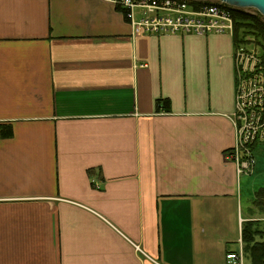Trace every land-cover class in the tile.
Here are the masks:
<instances>
[{"label": "crops", "instance_id": "crops-1", "mask_svg": "<svg viewBox=\"0 0 264 264\" xmlns=\"http://www.w3.org/2000/svg\"><path fill=\"white\" fill-rule=\"evenodd\" d=\"M235 53L112 0H0V264H252Z\"/></svg>", "mask_w": 264, "mask_h": 264}, {"label": "built area", "instance_id": "built-area-1", "mask_svg": "<svg viewBox=\"0 0 264 264\" xmlns=\"http://www.w3.org/2000/svg\"><path fill=\"white\" fill-rule=\"evenodd\" d=\"M139 33L161 35L233 34L232 7L220 2L196 5L187 0H112ZM139 17V20L136 17ZM236 50L237 145L226 152L228 161L237 164L240 174L255 171V147L264 142V69L255 54ZM249 62L254 64L249 69ZM138 250H140L138 248ZM242 254L230 253L228 264H241Z\"/></svg>", "mask_w": 264, "mask_h": 264}, {"label": "trees", "instance_id": "trees-1", "mask_svg": "<svg viewBox=\"0 0 264 264\" xmlns=\"http://www.w3.org/2000/svg\"><path fill=\"white\" fill-rule=\"evenodd\" d=\"M192 2V1H190ZM196 6L212 5L217 3L209 2H192ZM234 20V42L236 50L241 47H246L254 44L261 52L264 64V17L255 10H241L231 9ZM168 100H159L157 102V109L164 110L166 113L170 112L171 104ZM11 132V131H9ZM256 149L255 152H257ZM255 207H263L264 202V188L260 189L255 196ZM264 231H261L259 226L254 222L245 223L243 226V243L244 251L249 254L252 264H264V243H257V237H263Z\"/></svg>", "mask_w": 264, "mask_h": 264}, {"label": "rangeland", "instance_id": "rangeland-1", "mask_svg": "<svg viewBox=\"0 0 264 264\" xmlns=\"http://www.w3.org/2000/svg\"><path fill=\"white\" fill-rule=\"evenodd\" d=\"M187 1H192V2H209V3H217L219 2L218 0H187ZM249 11V10H248ZM235 29V27H234ZM234 36V32L232 34ZM239 49H243L247 55H251V54H255L257 57V65L259 64L260 66H262V68L264 69V64L263 60H262V55L260 50L258 49L257 46H255L254 44L246 46V47H241L238 48ZM254 64H252V62H249V69L253 70L254 68ZM257 152H255V158H256V165H255V170L257 168V172H255L256 174L254 176H251L249 179L247 177H243L244 180H249L250 181V185L251 186H255V189H252V194L250 195L249 198H251V201H253L255 194L254 191L255 190H259L261 187H264V142L261 143L260 145H257L255 148ZM262 206L263 207H259L258 209H260L259 211L261 212V210H263L262 212H264V202H262ZM252 206V205H251Z\"/></svg>", "mask_w": 264, "mask_h": 264}, {"label": "water", "instance_id": "water-1", "mask_svg": "<svg viewBox=\"0 0 264 264\" xmlns=\"http://www.w3.org/2000/svg\"><path fill=\"white\" fill-rule=\"evenodd\" d=\"M233 9L255 10L264 17V0H218Z\"/></svg>", "mask_w": 264, "mask_h": 264}]
</instances>
